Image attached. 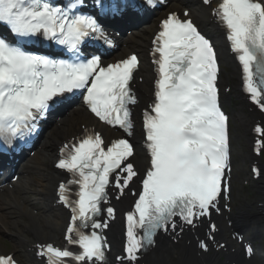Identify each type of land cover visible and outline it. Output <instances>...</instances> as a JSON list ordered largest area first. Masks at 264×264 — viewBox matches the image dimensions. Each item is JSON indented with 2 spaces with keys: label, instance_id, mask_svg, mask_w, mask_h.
I'll use <instances>...</instances> for the list:
<instances>
[{
  "label": "snow or ice",
  "instance_id": "snow-or-ice-1",
  "mask_svg": "<svg viewBox=\"0 0 264 264\" xmlns=\"http://www.w3.org/2000/svg\"><path fill=\"white\" fill-rule=\"evenodd\" d=\"M201 2L211 6L212 0ZM82 6L83 0H69L64 7L50 0H0V28L14 39L0 36V139L5 143L34 134L49 108L77 90H84V104L99 121L132 135L130 105L137 104V97L131 82L139 60L134 54L107 65L96 55L81 59L80 46L87 38L104 37L98 20L80 11ZM96 6L106 10L104 0H96ZM212 15L226 30L244 91L264 113V0H220ZM41 36L66 49L72 59L25 50L24 45ZM152 43L157 78L151 111H145L143 121L149 167L124 215L126 239L124 255L116 257L119 264H139L142 253L156 246L159 232L171 229L178 235L177 227L195 228L212 209L219 211V197L227 199L231 191L225 179L230 170L228 116L220 105L213 43L189 10L170 12ZM254 131L260 137L255 142L259 154L264 127L257 125ZM59 153L55 167L71 176L57 189L58 202L71 213L64 234L67 246L37 244L35 254L44 264H108L104 230L115 219V209L102 205L110 187L120 199L139 176L133 146L127 139L106 145L101 133L85 129ZM253 172L259 174L255 168ZM73 185L78 187L76 199L70 198ZM102 213L106 218L99 219ZM210 231H216L214 224ZM199 248L209 250L204 240ZM244 250L248 257L254 255L251 245ZM0 264L17 261L0 255Z\"/></svg>",
  "mask_w": 264,
  "mask_h": 264
},
{
  "label": "bare ground",
  "instance_id": "bare-ground-1",
  "mask_svg": "<svg viewBox=\"0 0 264 264\" xmlns=\"http://www.w3.org/2000/svg\"><path fill=\"white\" fill-rule=\"evenodd\" d=\"M177 2V4H185L188 5L190 7L191 13H192V17L194 18L195 21L199 22L202 25H205L204 23V11L199 9L195 3L194 0H175ZM205 15V14H204ZM215 33V32H214ZM138 34L140 36H142L141 38H144L147 36L146 32H143L141 30H139ZM216 34V33H215ZM136 35V36H139ZM142 41V44H144V41ZM134 48L138 49L139 51H141L140 47H136V45H133ZM140 72L143 73V83L139 84L137 86L138 89V93L139 96L141 98V101L144 102L147 99V95H146V91L148 89V83H149V71L145 66V63L143 62L142 64V69L140 70ZM61 123H64L65 125V129L63 130H57L56 133L54 134V140L48 141L47 144H45L43 146V150H51L53 147V144L55 141L60 140V137H67L69 134H71L72 132L75 131L77 125L81 124H85L90 122V118L83 113V111L79 108H76L74 111L70 112L66 118L61 119L60 120ZM141 163V162H139ZM28 166V170L29 171H34L37 167L36 163H32L31 165H27ZM55 178H56V174L51 172V174H47L46 176H41L38 180H37V186L40 187V191H37L36 194L38 196H42L43 199H47L48 197V193L50 191V189L53 187V185L51 184L52 182H55ZM30 181L31 180H25L24 182V186L30 188ZM19 186L17 193L18 196L20 197V199H22L24 202H26L27 204H30L29 199L27 198V188ZM4 201L8 202V205L4 204ZM127 201V199H123L121 201V203H125ZM16 206L13 208L9 209V206ZM17 210V211H22L24 212V214L26 216L29 217L31 223L30 224H24L25 226V236L26 238H23L22 235L19 237V240H21L22 242H25L28 237H32V239H46L49 236L53 237L58 235V230L60 229L61 226V220H62V216L61 214H55L52 211H47L44 210L41 213V216H32L30 213L26 212V208L19 204V202L15 201L13 199L12 196H0V211L3 212L5 217H8L10 215L9 212H11V210ZM46 213V216L44 215ZM245 212H238V216H243ZM248 220H251L253 223H256L258 231L254 233V235L260 236L261 234H263L264 231V222L258 221L257 219H255L256 217L253 214L250 213H246V215H244ZM3 218H0V221ZM13 224V225H17ZM262 232V233H261ZM34 242V241H33ZM180 246H178L176 249H172L170 248L168 251H165L164 249L161 250V252L158 254V256H160L161 259H169V257L167 256H171V253L175 252ZM15 249V248H14ZM179 255H180V264H195L192 259H191V252L190 250L187 251L185 249L183 250H179L178 251ZM172 257V256H171ZM218 264L220 263L219 261H216ZM168 264V263H166Z\"/></svg>",
  "mask_w": 264,
  "mask_h": 264
},
{
  "label": "rangeland",
  "instance_id": "rangeland-1",
  "mask_svg": "<svg viewBox=\"0 0 264 264\" xmlns=\"http://www.w3.org/2000/svg\"><path fill=\"white\" fill-rule=\"evenodd\" d=\"M206 17V16H205ZM239 144L241 145L242 144V141H240L239 142ZM241 159H242V152L241 151H238V153H237V158H236V160H237V162H238V166L240 165V163H241ZM245 167V166H244ZM245 172H246V170H245ZM8 251V248H5V250L3 251V252H7Z\"/></svg>",
  "mask_w": 264,
  "mask_h": 264
}]
</instances>
